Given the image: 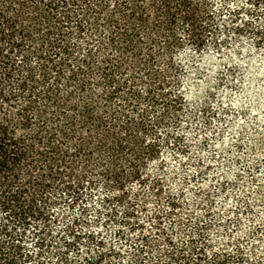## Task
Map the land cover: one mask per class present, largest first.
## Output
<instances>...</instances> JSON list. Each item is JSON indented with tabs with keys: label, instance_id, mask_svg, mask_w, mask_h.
<instances>
[{
	"label": "trees",
	"instance_id": "1",
	"mask_svg": "<svg viewBox=\"0 0 264 264\" xmlns=\"http://www.w3.org/2000/svg\"><path fill=\"white\" fill-rule=\"evenodd\" d=\"M217 1L0 0V264H80L83 251V264H120L118 249L86 228L99 188L96 218L121 225L114 235L137 264L243 263L238 250L205 262L201 232L186 234L189 214L149 172L158 129L184 105L178 57L219 44L230 0ZM249 1L248 11L264 6ZM145 189L163 201L143 220Z\"/></svg>",
	"mask_w": 264,
	"mask_h": 264
},
{
	"label": "rangeland",
	"instance_id": "2",
	"mask_svg": "<svg viewBox=\"0 0 264 264\" xmlns=\"http://www.w3.org/2000/svg\"><path fill=\"white\" fill-rule=\"evenodd\" d=\"M228 4L217 20L219 44L187 49L178 57L184 105L177 123L158 129L160 158L149 172L159 180L161 196L175 198L180 214H189L186 234L198 239L201 232L205 262L212 252L232 255L238 250L242 264H250L251 259L264 262V6L248 11L249 0ZM234 9H239L236 17L230 15ZM243 22L248 25L238 31ZM136 187L131 183L130 193ZM60 189L50 192L59 196ZM105 193L104 188L94 190L93 200L86 201V228L118 249L120 264H137L131 249L114 235L121 225L96 218L94 207ZM142 195L139 216L146 220L163 199L155 202L149 189ZM116 209L120 216L119 205ZM71 210L79 214L77 204ZM83 253L75 258L80 264Z\"/></svg>",
	"mask_w": 264,
	"mask_h": 264
}]
</instances>
